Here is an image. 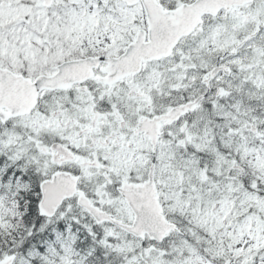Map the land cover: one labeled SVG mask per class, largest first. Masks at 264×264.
I'll list each match as a JSON object with an SVG mask.
<instances>
[{
	"label": "snow or ice",
	"instance_id": "obj_1",
	"mask_svg": "<svg viewBox=\"0 0 264 264\" xmlns=\"http://www.w3.org/2000/svg\"><path fill=\"white\" fill-rule=\"evenodd\" d=\"M0 264H264V0H0Z\"/></svg>",
	"mask_w": 264,
	"mask_h": 264
}]
</instances>
